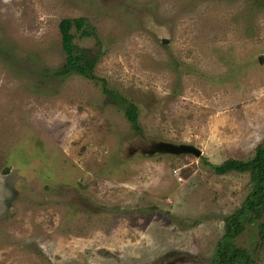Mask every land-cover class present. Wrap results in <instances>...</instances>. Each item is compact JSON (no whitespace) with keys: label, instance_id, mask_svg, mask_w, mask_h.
Returning <instances> with one entry per match:
<instances>
[{"label":"rangeland","instance_id":"rangeland-1","mask_svg":"<svg viewBox=\"0 0 264 264\" xmlns=\"http://www.w3.org/2000/svg\"><path fill=\"white\" fill-rule=\"evenodd\" d=\"M65 17L93 27L74 41L98 84L57 73ZM263 138L264 0H0V264H209L251 187L213 166ZM257 238L248 224L237 243Z\"/></svg>","mask_w":264,"mask_h":264},{"label":"trees","instance_id":"trees-1","mask_svg":"<svg viewBox=\"0 0 264 264\" xmlns=\"http://www.w3.org/2000/svg\"><path fill=\"white\" fill-rule=\"evenodd\" d=\"M88 27L93 29L85 17H65L59 21L61 49L65 53V61L57 73L60 77L78 74L98 84L100 79H97L94 70L98 57L90 49L74 41L77 32L81 37L88 36L91 33ZM101 81L102 91L121 106L131 128L139 130L138 109L134 101L118 90L109 88L105 79ZM213 168L219 174L231 171L248 173L251 187L240 206L219 216L223 221V232L215 244L209 264H258L255 255L264 251V138L256 145L250 158H228ZM205 217L208 216L202 215L195 219L203 220ZM253 223H257L258 237L254 252L237 243L246 226Z\"/></svg>","mask_w":264,"mask_h":264},{"label":"water","instance_id":"water-1","mask_svg":"<svg viewBox=\"0 0 264 264\" xmlns=\"http://www.w3.org/2000/svg\"><path fill=\"white\" fill-rule=\"evenodd\" d=\"M163 42H166L167 40H164L162 38ZM161 150L165 153H170V154H183V153H192L195 156H200L201 150L198 149L196 146L191 145V144H165L161 143ZM8 171V167L5 166L2 169V173H6Z\"/></svg>","mask_w":264,"mask_h":264},{"label":"flooded vegetation","instance_id":"flooded-vegetation-1","mask_svg":"<svg viewBox=\"0 0 264 264\" xmlns=\"http://www.w3.org/2000/svg\"><path fill=\"white\" fill-rule=\"evenodd\" d=\"M161 143L163 142H148L147 144H145V146H141L140 149L142 150V152L145 154H149V155H153V154H157L160 152H163L161 150ZM139 148L137 147L136 149L133 150L134 154H136Z\"/></svg>","mask_w":264,"mask_h":264}]
</instances>
